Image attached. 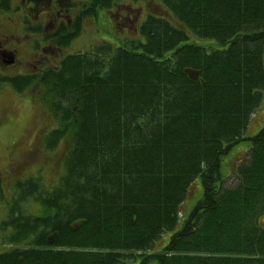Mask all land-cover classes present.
<instances>
[{
  "label": "trees",
  "instance_id": "obj_1",
  "mask_svg": "<svg viewBox=\"0 0 264 264\" xmlns=\"http://www.w3.org/2000/svg\"><path fill=\"white\" fill-rule=\"evenodd\" d=\"M119 1L82 0L44 40L68 46L87 19ZM154 7L170 18L151 7L136 37L64 56L32 77L40 83L11 80L18 92L46 89L56 127L44 146L63 141L66 150L52 187L16 183L0 222L8 246L0 264H264V122L243 135L264 97V0ZM243 141L248 157L227 187L224 159ZM197 179L203 194L185 216ZM31 199L41 213L25 211Z\"/></svg>",
  "mask_w": 264,
  "mask_h": 264
},
{
  "label": "rangeland",
  "instance_id": "obj_2",
  "mask_svg": "<svg viewBox=\"0 0 264 264\" xmlns=\"http://www.w3.org/2000/svg\"><path fill=\"white\" fill-rule=\"evenodd\" d=\"M68 1L70 0H67L66 3L70 8L69 13L72 18L74 12L79 10L82 0H71V3H68ZM118 3H120L119 6L113 8L115 10H101L99 19H87L79 36L74 38L66 47H58L50 51L44 47L46 51L41 50V53L38 54L37 49L43 46V43L36 42L37 34L30 35L32 36L31 39L25 38L28 41L23 40V42L28 43L24 46L29 50L26 77L31 78V84L40 83L39 78L32 79L38 69L49 67L53 69L64 56L92 50L102 41H109L116 46L115 36L122 38L125 36L136 37L135 29L138 23L144 19L145 14L151 7L156 8L154 7L156 0H120ZM65 9L64 6L63 11ZM156 9L161 15L170 18L167 12ZM117 11L119 15L113 17L112 15H115ZM18 16L12 15L15 19ZM15 32L17 33L16 29ZM18 33L22 35V32L19 31ZM42 35L46 39L47 36H44V33ZM194 41L200 45H205L210 40L195 39ZM18 58L23 59L24 57L19 55ZM34 65L37 67L36 69L33 68ZM18 68L19 66H13L10 70H4L0 66V130H2V135H0V222L8 218V202L15 198L14 187L18 181L40 180L42 185L50 188L58 181L64 170L63 156L66 150L64 142L60 141L52 149H47L44 146L45 136L56 127L52 117L47 115V105L43 98V95L45 96L46 94V89L41 86L37 89L30 86L25 91L18 92L9 83L7 86V83L2 80L7 73L8 78L16 76L12 70H17ZM263 122L264 97L257 110L251 115L243 135L245 137L256 135L262 128ZM250 146V141H243L235 146L228 156L225 157L221 171L225 176L231 173L225 181V186L229 187L234 184L235 177L232 172L236 170V165L240 161L243 163L248 157ZM202 194L203 187L197 179L188 189L186 198L180 207L181 213L187 216L188 208L190 207L191 209L202 197ZM23 203V208L27 213H41L42 208L38 202L31 199L24 200ZM263 219L264 216L259 219L262 224ZM180 227L181 223L178 224L177 229ZM2 235L4 233L0 231V251L8 247L4 246L1 241ZM164 235V240L167 242L170 233ZM162 244L163 241L157 242L154 249H158ZM124 264H136V261H127Z\"/></svg>",
  "mask_w": 264,
  "mask_h": 264
},
{
  "label": "flooded vegetation",
  "instance_id": "obj_3",
  "mask_svg": "<svg viewBox=\"0 0 264 264\" xmlns=\"http://www.w3.org/2000/svg\"><path fill=\"white\" fill-rule=\"evenodd\" d=\"M70 1L68 3H71ZM66 2L67 0H0V66L4 70L19 66L17 70H12L16 76L8 78L7 73L2 79L7 83V86L8 80L18 81V79L21 80L27 76L26 67L29 61V50L24 46L28 43L23 42V40L28 41L25 38L31 39L32 36L30 35L37 34L36 42L43 43V46L37 49L38 54L41 53V50L46 51L44 47L49 51L57 49L56 44L51 39L44 40L42 33L45 31L47 34H53L56 32L59 22L70 23V8ZM64 6L65 11H63ZM12 15L19 16L15 19ZM37 28H41L42 32L32 31ZM15 29L17 33L22 32V35L17 34ZM19 55L24 58H18ZM33 68L36 69L37 67L34 65ZM43 70L45 69H38L35 74L37 75ZM3 81L1 82L4 83ZM261 225L264 228V221Z\"/></svg>",
  "mask_w": 264,
  "mask_h": 264
},
{
  "label": "snow or ice",
  "instance_id": "obj_4",
  "mask_svg": "<svg viewBox=\"0 0 264 264\" xmlns=\"http://www.w3.org/2000/svg\"><path fill=\"white\" fill-rule=\"evenodd\" d=\"M0 135H2V130H0Z\"/></svg>",
  "mask_w": 264,
  "mask_h": 264
}]
</instances>
